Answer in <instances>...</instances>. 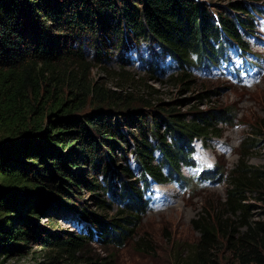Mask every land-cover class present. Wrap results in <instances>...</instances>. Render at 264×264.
<instances>
[{"label": "trees", "instance_id": "16d2710c", "mask_svg": "<svg viewBox=\"0 0 264 264\" xmlns=\"http://www.w3.org/2000/svg\"><path fill=\"white\" fill-rule=\"evenodd\" d=\"M214 1L0 0V264H108L105 257L78 258L84 238L95 234L114 246L130 241L128 227L144 213L143 195L152 179L187 185L181 166L196 164L194 138L216 133L218 122L232 123L236 110L181 111L169 102L145 99L151 89L122 70L105 69L113 81L97 80L89 71L106 59L105 40L118 59L140 42L157 45L158 52L147 59L149 75L164 71L159 60L168 54L179 68L171 82L184 86L193 80L189 68L228 59V45L246 61L249 46L243 35L253 34L254 16L264 14V7L259 0H233L211 9ZM90 102L95 107L81 111ZM263 137L264 114L241 138L231 168L216 162L198 173V182L225 181V196L192 218L198 236L182 264H264V216L255 214L249 202L264 201V164L249 161ZM117 152L126 161L131 152L140 168L135 177L127 163L119 165L133 179L118 191L104 177ZM102 153L108 161L100 160ZM83 188L117 192L115 215L106 220L84 210L75 193ZM47 200L73 209L81 223L77 233L41 234L37 219L45 215L50 229L44 230H53L56 219ZM96 206L109 207L102 198ZM31 242L69 259L52 255L33 263L5 262L29 253ZM222 242L228 255L221 257ZM133 245L144 251L149 246L141 235Z\"/></svg>", "mask_w": 264, "mask_h": 264}, {"label": "rangeland", "instance_id": "374dc122", "mask_svg": "<svg viewBox=\"0 0 264 264\" xmlns=\"http://www.w3.org/2000/svg\"><path fill=\"white\" fill-rule=\"evenodd\" d=\"M231 1L233 0H215V3L209 4L208 7L216 8L219 3L226 6ZM256 3L264 7V0H259ZM47 22L49 23V21ZM254 23L252 36L243 35V38L248 42L249 51L246 55L250 63L241 70H237V68H239V64L243 65L244 61H241L240 55L231 53V60L224 67L215 65L205 72L201 68L199 70L189 68L193 72V80L188 86H184L180 83L171 82V76L176 75L179 68L170 60L168 54L159 60V62L164 61V71L155 73L153 77L149 75L147 59L158 52L157 45L146 41L140 42L132 50L127 51L128 53L126 52L129 57L118 59V53L112 52L111 43L107 44L108 41L105 40L103 54L106 59L93 65L89 73L97 80L110 81L112 80L111 73L105 69L122 70L132 76L135 82L145 84L151 89L152 94L145 95V99L155 103L169 102L181 111L189 112L196 107L204 110L211 107H233L236 110V118L232 123L218 122L216 124L218 133L209 130L207 136L194 138V157L197 165L192 168L185 165L181 166V170L186 176L197 174L199 170L211 166L215 161L221 165L224 164V168L229 169L239 158L238 147L241 138L250 130V124L256 122L264 114V14L255 15ZM68 32L69 30L66 29L64 33ZM113 39V36L110 37L109 42H112ZM88 41L91 42L92 40L88 38ZM90 55L92 54L89 51L88 59L91 58ZM90 61L95 60L91 58ZM232 72H240V74L234 75ZM200 92L203 94L198 96L197 94ZM134 103V106H143L140 103ZM94 107L95 104L90 102L83 106L81 111L88 112ZM123 145L126 148L125 144ZM118 154L117 152V155L108 162L109 169L106 170V176L104 175L108 179L109 188L117 191L122 182L133 179L121 172L120 164L127 163L129 169L133 170L135 177L139 176L140 172L139 165L131 152L128 153V161ZM155 154L154 162L157 161L159 155L157 149ZM100 157L101 161L108 159L104 153ZM249 161L258 165L264 164V137L259 141L257 149L250 156ZM78 167L88 169L89 166L85 163H79ZM86 173L93 176L90 169L86 170ZM176 184L175 181L158 182L152 179L150 191H146L147 195L150 196L149 207L146 212L141 216L139 215L138 220H135L128 227V235H132L133 238L119 246H114L111 243H102L94 234L90 238H84L83 248L79 252L82 256L78 258L94 257L102 260L101 257H105L108 264H182V259L191 249V243L198 236V231L191 224L192 218L196 217L203 207H208L218 199L224 198L226 182L211 180L200 183L193 180L191 186L184 190ZM81 192H75L78 194L76 200H83L81 203L86 208L84 210H91L106 220L115 215L119 205L117 192L113 194L110 190L103 191L102 189L90 191L88 188H83ZM98 198L104 199L109 207L99 208L96 206ZM47 201L52 204L49 205L54 207L53 210H56L51 213L56 219L53 223V230H44L43 227L49 228L48 220H46L45 215L39 217L36 224L38 227H42L40 229L41 234L50 231L47 233H57L56 236L63 237L69 231L77 233L81 223H76L77 216L70 211L73 209L66 205L52 203L51 200ZM249 202L254 204L252 210L255 214L264 216V201L262 199L250 198ZM138 235L147 240L149 244L147 250H138L133 245V241ZM30 245L29 253L11 256L5 262L33 263L48 259L52 255L61 261H68L69 259L67 254L61 255L49 247H43L33 242ZM218 254L221 257L228 255L225 242L221 243Z\"/></svg>", "mask_w": 264, "mask_h": 264}]
</instances>
